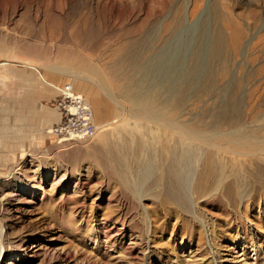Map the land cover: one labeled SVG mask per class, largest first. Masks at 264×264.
<instances>
[{
	"label": "rangeland",
	"instance_id": "374dc122",
	"mask_svg": "<svg viewBox=\"0 0 264 264\" xmlns=\"http://www.w3.org/2000/svg\"><path fill=\"white\" fill-rule=\"evenodd\" d=\"M0 264H264V0H0Z\"/></svg>",
	"mask_w": 264,
	"mask_h": 264
},
{
	"label": "built area",
	"instance_id": "2783aa9c",
	"mask_svg": "<svg viewBox=\"0 0 264 264\" xmlns=\"http://www.w3.org/2000/svg\"><path fill=\"white\" fill-rule=\"evenodd\" d=\"M55 98L51 105L58 111L59 119L50 126L56 143H71L90 139L96 132L93 112L85 98L64 83L54 87Z\"/></svg>",
	"mask_w": 264,
	"mask_h": 264
},
{
	"label": "bare ground",
	"instance_id": "6f19581e",
	"mask_svg": "<svg viewBox=\"0 0 264 264\" xmlns=\"http://www.w3.org/2000/svg\"><path fill=\"white\" fill-rule=\"evenodd\" d=\"M214 15H215V17H216V20L218 21V19H221L222 21L223 20H225L227 23H230L231 22V20L229 19V18H223L222 17V15H221V12H220V9L219 8H217V7H215V9H214ZM83 17V16H82ZM177 21V20H176ZM179 21V20H178ZM233 23V22H232ZM215 35H216V43H215V47H218V48H221L222 47V45H223V43H224V38H225V35H224V32L223 31H221L220 29H217L216 30V33H215ZM230 38H231V40H232V42H233V44H236L237 43V35L235 34V32L233 31V32H231L230 33ZM224 71V70H223ZM70 85H71V83H69ZM71 87H72V85H71ZM73 88V87H72ZM74 89V88H73ZM84 93L91 99V100H96L97 101V95H96V92L94 91V90H92L91 88H86V89H84ZM85 98V97H84ZM85 100L87 101V99L85 98ZM87 103L89 104V102L87 101ZM89 106H90V104H89ZM90 108H91V106H90ZM92 109V108H91ZM92 112H93V110H92ZM143 114V113H142ZM152 119H154V118H152ZM159 119H162V118H160V116H159ZM154 121V120H153ZM173 129L180 135L179 137L180 138H178V140H179V142H178V145H180V144H182V145H180V146H183L184 147V149L185 150H183L184 152H185V156H183L182 157V160L180 161H178V155H179V152L178 153H176V155H175V157H174V161H175V163L176 162H179V163H181V165L183 166V164H188L189 163V161H188V158H189V153H188V149H186L187 148V146H186V141L184 140V139H186L187 137H192V134L190 133V132H188V131H186V130H183V129H180L179 127H173ZM48 133H49V131H48ZM175 138V137H174ZM180 143V144H179ZM175 150V149H174ZM179 151V150H178ZM184 158V159H183ZM180 159V158H179ZM185 166H183V168H184ZM187 167V166H186ZM182 178L184 179V177L182 176ZM169 195H171V194H169ZM175 195V194H174ZM171 201H172V199H171ZM163 202H165L164 200H163Z\"/></svg>",
	"mask_w": 264,
	"mask_h": 264
},
{
	"label": "crops",
	"instance_id": "0c3cea01",
	"mask_svg": "<svg viewBox=\"0 0 264 264\" xmlns=\"http://www.w3.org/2000/svg\"><path fill=\"white\" fill-rule=\"evenodd\" d=\"M47 79L49 80L50 78L49 77H43L42 78V81L44 82L45 86H40V87H37V89H35V91H33V97H43V96H46L47 94H49V92H51V87L52 89L54 88V85L51 84L50 82L47 81ZM48 87V88H47ZM55 89V88H54ZM55 98V96L53 97V99ZM52 106V105H51ZM52 108L56 111L57 113V120L59 119V113L58 111L52 106ZM56 118V115L53 114L52 112H47L45 111L44 113H42V116L40 117L39 119V124L42 125L41 128H39V134L43 132L44 128L46 127L47 128V125L52 122L53 120H55ZM56 120V121H57ZM54 121V123L56 122ZM52 123V124H54ZM51 124V125H52ZM49 129V128H48ZM45 132H47V129L44 130Z\"/></svg>",
	"mask_w": 264,
	"mask_h": 264
}]
</instances>
